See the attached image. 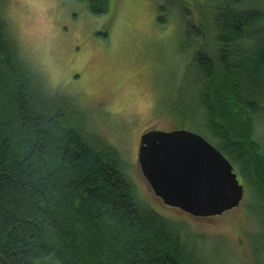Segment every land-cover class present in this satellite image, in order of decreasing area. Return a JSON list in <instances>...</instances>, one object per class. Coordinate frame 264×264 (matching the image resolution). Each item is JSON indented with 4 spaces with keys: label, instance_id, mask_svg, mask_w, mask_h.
Returning <instances> with one entry per match:
<instances>
[{
    "label": "trees",
    "instance_id": "16d2710c",
    "mask_svg": "<svg viewBox=\"0 0 264 264\" xmlns=\"http://www.w3.org/2000/svg\"><path fill=\"white\" fill-rule=\"evenodd\" d=\"M110 2L80 0L98 16ZM2 5L0 264L217 263L220 242L194 236L185 219L139 199L119 149L22 56ZM186 24L190 38L201 40L185 67L174 124L220 149L249 186L258 224L248 237L249 262L264 264V143L257 138L258 125L264 132V0H221Z\"/></svg>",
    "mask_w": 264,
    "mask_h": 264
},
{
    "label": "rangeland",
    "instance_id": "374dc122",
    "mask_svg": "<svg viewBox=\"0 0 264 264\" xmlns=\"http://www.w3.org/2000/svg\"><path fill=\"white\" fill-rule=\"evenodd\" d=\"M220 1L111 0L109 12L98 16L80 0H3L1 12L22 56L50 91L68 93L89 116L91 128L119 149L139 199L166 216L185 219L194 236L220 242L215 264H251L248 237L258 224L244 180L240 206L195 218L155 195L137 159L144 130L178 127L171 112L201 40L190 38L186 21L199 22L202 9L212 12ZM262 128L258 125L257 138L264 143Z\"/></svg>",
    "mask_w": 264,
    "mask_h": 264
},
{
    "label": "water",
    "instance_id": "95a60500",
    "mask_svg": "<svg viewBox=\"0 0 264 264\" xmlns=\"http://www.w3.org/2000/svg\"><path fill=\"white\" fill-rule=\"evenodd\" d=\"M138 160L155 195L189 215L219 216L243 202L245 187L232 162L187 128L143 132Z\"/></svg>",
    "mask_w": 264,
    "mask_h": 264
},
{
    "label": "bare ground",
    "instance_id": "6f19581e",
    "mask_svg": "<svg viewBox=\"0 0 264 264\" xmlns=\"http://www.w3.org/2000/svg\"><path fill=\"white\" fill-rule=\"evenodd\" d=\"M193 132V131H192ZM195 133V132H194ZM197 134V133H196ZM199 134V133H198Z\"/></svg>",
    "mask_w": 264,
    "mask_h": 264
}]
</instances>
